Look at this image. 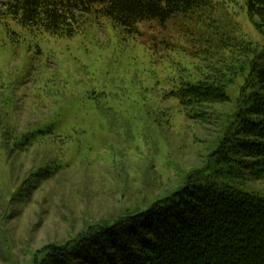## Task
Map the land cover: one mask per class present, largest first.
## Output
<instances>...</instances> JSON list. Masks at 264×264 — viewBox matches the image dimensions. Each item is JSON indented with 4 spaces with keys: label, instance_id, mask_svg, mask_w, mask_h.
<instances>
[{
    "label": "rangeland",
    "instance_id": "374dc122",
    "mask_svg": "<svg viewBox=\"0 0 264 264\" xmlns=\"http://www.w3.org/2000/svg\"><path fill=\"white\" fill-rule=\"evenodd\" d=\"M96 16L71 38L0 20V264H50L55 246L174 191L206 160L245 78L231 103L196 117L171 90L264 46L247 0L134 32ZM241 183L264 193V179Z\"/></svg>",
    "mask_w": 264,
    "mask_h": 264
},
{
    "label": "trees",
    "instance_id": "16d2710c",
    "mask_svg": "<svg viewBox=\"0 0 264 264\" xmlns=\"http://www.w3.org/2000/svg\"><path fill=\"white\" fill-rule=\"evenodd\" d=\"M247 5L264 31V0ZM212 10L213 0H0V20L55 38L80 35L86 14L134 32L142 22L201 19ZM236 53L243 58L231 69L209 66L170 93L196 117L206 106L231 103L229 86L245 78L204 163L149 208L123 209L112 222L55 246L50 264H264V193L241 183L264 179V46L247 43Z\"/></svg>",
    "mask_w": 264,
    "mask_h": 264
}]
</instances>
